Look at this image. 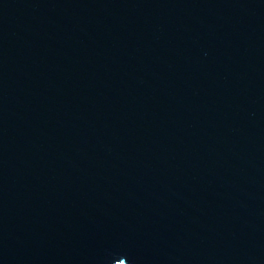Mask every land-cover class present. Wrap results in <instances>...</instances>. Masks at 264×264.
I'll return each instance as SVG.
<instances>
[{"label":"water","instance_id":"water-1","mask_svg":"<svg viewBox=\"0 0 264 264\" xmlns=\"http://www.w3.org/2000/svg\"><path fill=\"white\" fill-rule=\"evenodd\" d=\"M0 264H264V0H0Z\"/></svg>","mask_w":264,"mask_h":264}]
</instances>
